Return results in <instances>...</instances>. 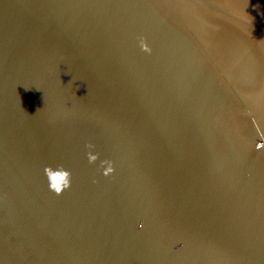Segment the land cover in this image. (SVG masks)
Instances as JSON below:
<instances>
[{"label":"water","instance_id":"95a60500","mask_svg":"<svg viewBox=\"0 0 264 264\" xmlns=\"http://www.w3.org/2000/svg\"><path fill=\"white\" fill-rule=\"evenodd\" d=\"M0 264H264V0H0Z\"/></svg>","mask_w":264,"mask_h":264},{"label":"clouds","instance_id":"9594fccd","mask_svg":"<svg viewBox=\"0 0 264 264\" xmlns=\"http://www.w3.org/2000/svg\"><path fill=\"white\" fill-rule=\"evenodd\" d=\"M51 175V179L53 181V183L50 185L51 187H53L56 191H60V187H61V181H63L64 186H67V172L60 170V171H56L54 174L50 172Z\"/></svg>","mask_w":264,"mask_h":264}]
</instances>
